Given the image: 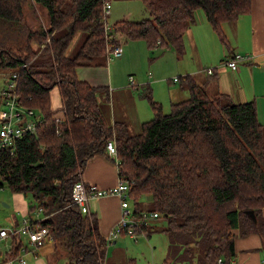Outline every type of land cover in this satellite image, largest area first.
Returning a JSON list of instances; mask_svg holds the SVG:
<instances>
[{
	"label": "trees",
	"instance_id": "16d2710c",
	"mask_svg": "<svg viewBox=\"0 0 264 264\" xmlns=\"http://www.w3.org/2000/svg\"><path fill=\"white\" fill-rule=\"evenodd\" d=\"M30 1L33 12L27 15L24 0H0V72L11 78L17 74L18 101L34 111L38 122L35 133L0 150V188L24 195L29 216L37 208L49 215L40 221L50 229L44 244L54 245L48 262L111 264V242L101 234L97 217L72 205L74 183L100 153L128 182L137 218L156 213L152 219L166 221L162 232L172 261L217 264L222 258L231 264L236 238L262 231L264 125L256 102H234L220 91L210 94L208 84L217 75L213 67L203 84L190 75L178 77L190 97L172 103L169 112L150 92L143 93L154 117L130 134L126 123L106 119L99 87L79 79L77 72L99 66L97 56L109 63L107 49L121 44V37L144 40L153 54L172 48L182 55L185 33L200 11L228 46L223 25L251 13L252 0H142L149 18L119 20L108 32L103 9L111 0ZM83 31L88 36L70 57L68 50ZM55 88L57 109L51 101ZM112 140L118 163L107 154ZM145 197L151 204L147 210L141 207ZM143 221L140 229L149 237L150 223Z\"/></svg>",
	"mask_w": 264,
	"mask_h": 264
},
{
	"label": "crops",
	"instance_id": "0c3cea01",
	"mask_svg": "<svg viewBox=\"0 0 264 264\" xmlns=\"http://www.w3.org/2000/svg\"><path fill=\"white\" fill-rule=\"evenodd\" d=\"M130 14H127L125 18L121 20H130L128 19V17L131 16ZM223 31L229 44L228 46L224 45L227 48L228 53H226L225 57L221 59L222 64L221 66L217 67V70L215 71V74L217 75L209 82L208 89L211 84L217 82L218 85L222 84L224 86L223 89L220 88L222 93L231 95L232 99L235 101H255L257 104L258 118L261 122V112L264 115V107L263 111L260 109V102L264 98V0H252L251 13L242 15L233 22L225 23L223 25ZM214 34L217 33L213 30L210 23L205 18L203 12L198 13L197 23L191 26L185 33L184 43L188 42L191 49L194 48L192 50L196 54V63L194 65L196 69H189V73L191 75H188L192 76L193 79L199 84L205 83L213 75L207 72L206 64L202 67L204 63V57L202 58L201 56V44L204 38L213 40ZM236 34H238V36ZM233 35H236V40H233ZM139 47L140 45H138V47L135 46L134 49L137 51ZM172 50V48H168L163 52V56L166 54V52ZM236 53H240L247 58L239 62V67L236 70H232L231 68L224 66L223 62L226 59L231 58ZM145 54H147V52ZM186 54L187 50L185 44L184 54H177L178 60H184ZM197 54L200 55L201 59L198 60ZM123 55L124 50L120 57ZM140 55H143V53L138 52L135 56H130L129 62H131V59L133 60L134 58L139 59ZM168 56L172 58V63L175 66L176 64L174 63L173 55ZM212 57L214 56L212 55L211 58ZM98 63L100 64L99 66L80 68L77 72V76L79 79L87 81L95 87H99V98L100 100H104L106 104H109L110 102L113 104L115 97L119 102V96L120 98H126L128 101L126 102L127 104L134 102V94H137L141 98L145 99L143 93L150 92L153 97V91H155L157 87L152 86L150 82L147 84L143 82L145 85H138L137 89L132 87L130 82L132 81L131 78H129V84H127V86L125 82L123 84L120 83L118 85H114L113 83L115 74L112 71V67H108L110 62L108 65H102L100 61H98ZM205 63L215 62H210V60H207ZM258 72L260 80L257 84L255 78ZM127 73L128 72H126V76ZM162 78H158V81H160ZM166 81H168V85L170 86L178 82L174 81L173 78H168ZM135 82L138 84L137 81ZM143 90L144 92H142ZM53 91H55V94L51 95V101L52 105L53 103L56 105L53 109H57L61 106L59 91L57 88H55ZM181 93H183V95L186 93L190 95L189 90L184 89V87H180V91H177L176 95L180 97ZM108 97L110 98V101L108 100ZM119 112V108L118 111H113L112 109L111 121H122L126 123L128 127H130V122L126 119L128 118L126 111L124 110V112H120V114ZM116 113L118 118L116 117ZM147 114V112H144L142 115L145 116ZM134 116L136 118L138 117L136 114ZM261 123L264 125V122ZM81 178L87 184H93L101 189L114 188L118 184L119 180L118 168L106 154L98 153L87 161V164L82 171ZM15 196L17 197L15 199L17 212L21 215H28L27 200L25 199L24 195L15 193ZM90 211L91 213L95 214L98 219L101 234L107 238L111 231L115 229L120 222V199L117 195H104L95 198L90 202ZM30 215L32 217H36V212H32ZM260 220L262 221V231L251 233L246 236H238L236 238V255L233 260L235 264H264V210ZM17 222L18 220L15 217V224ZM51 254V252H48V256H45L42 255L40 250H38L37 255L30 254L27 256V264H50L48 259L52 258ZM108 261L111 264H114V261H110L109 257ZM121 261L123 264H126L124 260ZM59 264H62V262L60 261Z\"/></svg>",
	"mask_w": 264,
	"mask_h": 264
},
{
	"label": "rangeland",
	"instance_id": "374dc122",
	"mask_svg": "<svg viewBox=\"0 0 264 264\" xmlns=\"http://www.w3.org/2000/svg\"><path fill=\"white\" fill-rule=\"evenodd\" d=\"M25 1V10L27 15L33 12V7L30 0ZM112 10L110 15L107 17V24L109 26L113 25L116 21L124 19L127 14L131 16L128 17L131 21H140L142 19H146L150 17V13L147 10L144 2L142 0H111ZM202 12V11H200ZM29 23L32 27L35 26L33 20L29 16ZM43 19H46L43 16ZM238 36V34H236ZM236 35H233V40H236ZM88 36V32L83 31L78 33L72 42L68 55L70 57H74L76 53L79 51L80 47L84 43L86 37ZM214 39L209 40L204 38L202 40L201 48V56L204 57V63L202 67L206 64L207 68L219 67L222 64L221 59L225 57V54L228 53L227 48L222 43L221 39L217 34L213 35ZM121 44L124 50V55L122 57H112L110 60V64L108 67H112V71L115 74L114 76V85L123 84L125 82L126 86L129 84V78L133 77L134 81H137L139 85H145L143 82L151 83L152 86H156L157 88L153 91V99L163 105L164 111L169 112L170 106L172 102H178L190 97L188 93H181L179 97L177 91H180V85L177 82L173 85H168V78L177 79L180 76H185L190 74L189 69L195 70L196 63V54L191 49L188 42H186V50L187 54L185 55L184 60H178L177 53L175 50L168 51L163 56V52L156 51L154 54L148 49L146 42L142 40H126L121 37ZM139 49L136 51L134 47H138ZM127 49V52H126ZM12 50V49H11ZM225 50V52H224ZM14 53H17L15 49H13ZM143 53V55L138 58L131 59L129 62L130 56L133 57L136 53ZM147 52V54H145ZM213 53V54H212ZM168 55H173L175 66L172 63V58ZM214 56L211 58V56ZM198 60L201 59L200 55L197 54ZM104 55L97 56L94 58V63L96 61H100L102 64L108 65L107 61L104 59ZM207 60L215 63H205ZM139 70V71H137ZM191 71V70H190ZM126 72L127 76H126ZM181 74V75H177ZM221 74V73H220ZM191 75V74H190ZM165 76V77H164ZM164 77V78H162ZM125 78V81H124ZM150 78V79H149ZM158 78L160 81H158ZM9 77L5 72H0V109L5 108V104L3 102L2 91L6 86L7 80ZM256 82L259 83L260 77L259 72L256 74ZM263 79V76H262ZM132 82V81H130ZM147 86V85H146ZM221 89L224 88L222 84L214 82L209 86V93H215L217 91L222 92ZM128 89V88H127ZM144 92V90L142 91ZM55 94V91L52 90L51 95ZM121 94V93H120ZM229 95V94H228ZM231 100V95H229ZM52 99V98H51ZM113 101V100H112ZM126 98H120L119 102L115 97L113 104L111 102L106 104L104 100H100V105L105 113V117L107 120L111 121V111L120 112L126 111L128 118H126L130 123L129 133L136 134L139 131V125L141 122H145L151 120L154 117V111L151 108L150 101L147 98H141L137 94H134V102L127 104ZM121 103V104H120ZM56 105H52L54 108ZM264 107V98L260 102V109L263 111ZM119 112V114H120ZM147 112L148 114L143 116L142 114ZM137 115L136 118L134 115ZM116 117L118 115L116 113ZM261 122H264V115L261 112L260 114ZM263 140H264V132H263ZM17 197L15 194L8 188H0V225L5 227H12L15 224V217L18 222L22 221V216L17 212L15 199ZM142 209L147 210L150 207V200L145 197L142 200ZM133 209V206H131ZM150 223L149 229L152 231L150 236L148 237L144 232L138 235V238L131 236L126 232H122L114 242L110 243L108 247L107 257H109L110 261H114V264H123L121 260H124L126 264H186L184 262H175L172 261V257L169 256L168 253V245L169 239L162 229L166 227V221L160 219H152L151 217L147 219ZM24 244H28L27 237H23ZM9 242V241H8ZM7 246H3V250H7ZM42 255L48 256V252H51L54 255V245L52 242H48L38 248ZM50 250V251H49ZM55 257V256H54ZM53 260V259H52ZM62 264H65V261H61Z\"/></svg>",
	"mask_w": 264,
	"mask_h": 264
},
{
	"label": "built area",
	"instance_id": "2783aa9c",
	"mask_svg": "<svg viewBox=\"0 0 264 264\" xmlns=\"http://www.w3.org/2000/svg\"><path fill=\"white\" fill-rule=\"evenodd\" d=\"M111 10L112 3L107 1L103 9L106 32L112 29V26L107 24V17L110 15ZM122 53L121 44L109 46L107 49L108 61L112 57H120ZM246 58L242 54L236 53L231 58L226 59L223 65L236 70L239 67V62ZM213 70L214 68L210 67L207 72L210 74ZM16 77L17 74H14L13 78L9 77L3 89L5 108L0 109V150L13 146L26 133H35L38 124L33 119L34 111L27 110L18 101L19 98L15 92ZM131 80V85H135L136 82L133 77H131ZM113 140L107 143L106 150L107 154L118 163L117 147ZM81 176L82 173L72 188V205L78 206L83 214H91L90 202L95 198L104 195H117L120 199L121 219L117 227L107 237L109 242H114L122 232H126L137 239L138 235L143 233L140 229L144 223L143 220L157 216L156 213L150 215L143 213L141 219L137 218L134 208H131L130 186L124 179L119 178L118 184L114 188L101 189L93 184H87ZM35 212L36 217L23 215L22 221L12 227L0 225V264H27V256L30 254L37 255L38 248L44 245L50 237V229L40 224V221L49 215H44L41 208H37ZM23 237H27L28 244H24ZM3 246H7L8 249L4 251ZM102 264L108 263L104 260ZM217 264H223V259L220 258ZM231 264H235V262L232 261Z\"/></svg>",
	"mask_w": 264,
	"mask_h": 264
},
{
	"label": "water",
	"instance_id": "95a60500",
	"mask_svg": "<svg viewBox=\"0 0 264 264\" xmlns=\"http://www.w3.org/2000/svg\"><path fill=\"white\" fill-rule=\"evenodd\" d=\"M249 214L253 216V211H250Z\"/></svg>",
	"mask_w": 264,
	"mask_h": 264
}]
</instances>
